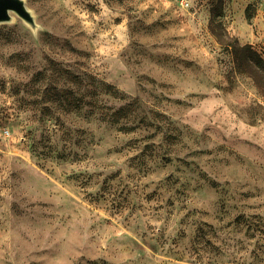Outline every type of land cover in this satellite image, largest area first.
<instances>
[{
    "label": "rangeland",
    "instance_id": "1",
    "mask_svg": "<svg viewBox=\"0 0 264 264\" xmlns=\"http://www.w3.org/2000/svg\"><path fill=\"white\" fill-rule=\"evenodd\" d=\"M24 2L0 264H264V0Z\"/></svg>",
    "mask_w": 264,
    "mask_h": 264
},
{
    "label": "water",
    "instance_id": "2",
    "mask_svg": "<svg viewBox=\"0 0 264 264\" xmlns=\"http://www.w3.org/2000/svg\"><path fill=\"white\" fill-rule=\"evenodd\" d=\"M11 12L16 14L32 29L36 28L34 18L27 9L24 0H0V23L9 22Z\"/></svg>",
    "mask_w": 264,
    "mask_h": 264
},
{
    "label": "trees",
    "instance_id": "3",
    "mask_svg": "<svg viewBox=\"0 0 264 264\" xmlns=\"http://www.w3.org/2000/svg\"><path fill=\"white\" fill-rule=\"evenodd\" d=\"M257 64H258V66H260V67H261V66H263V67H264V65H263L264 63H263L262 61H258V63H257Z\"/></svg>",
    "mask_w": 264,
    "mask_h": 264
}]
</instances>
